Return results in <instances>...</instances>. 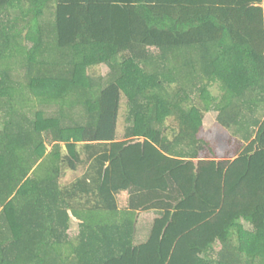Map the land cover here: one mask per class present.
<instances>
[{"label": "trees", "instance_id": "16d2710c", "mask_svg": "<svg viewBox=\"0 0 264 264\" xmlns=\"http://www.w3.org/2000/svg\"><path fill=\"white\" fill-rule=\"evenodd\" d=\"M0 264H264V0H0Z\"/></svg>", "mask_w": 264, "mask_h": 264}, {"label": "rangeland", "instance_id": "374dc122", "mask_svg": "<svg viewBox=\"0 0 264 264\" xmlns=\"http://www.w3.org/2000/svg\"><path fill=\"white\" fill-rule=\"evenodd\" d=\"M102 75H106L108 73V69L106 67L102 68ZM216 113V112H215ZM215 114L211 113L205 118V133L204 135L215 142H218L220 148H223L226 145V141L228 140L229 136L231 135V132L223 128L221 125H219L216 122ZM87 164L81 165L77 172L69 171L68 169H65L63 177L61 179V183L63 185H66L70 182H72L75 178L82 175L86 170ZM129 194L127 192H122L118 194L117 198L120 203V206L124 208V206H128L127 200H128ZM127 203V204H126ZM155 216V213L153 211L151 212H143L141 214L140 223H139V232L136 236V242L141 243L143 242L150 231L151 221L153 220ZM246 229H251V226L248 223H245ZM78 231V223L77 221L72 222L71 227V233L76 234Z\"/></svg>", "mask_w": 264, "mask_h": 264}, {"label": "crops", "instance_id": "0c3cea01", "mask_svg": "<svg viewBox=\"0 0 264 264\" xmlns=\"http://www.w3.org/2000/svg\"><path fill=\"white\" fill-rule=\"evenodd\" d=\"M216 111H211V112H209V113H207L206 114V116H205V118L208 116V115H210L211 113H213V114H215L214 116H215V119H216V122L218 123V121H217V116H218V113L216 112ZM205 118H204V121H203V124H204V122H205ZM219 124V123H218ZM220 125V124H219ZM204 129H205V125H204ZM230 132V131H229Z\"/></svg>", "mask_w": 264, "mask_h": 264}]
</instances>
